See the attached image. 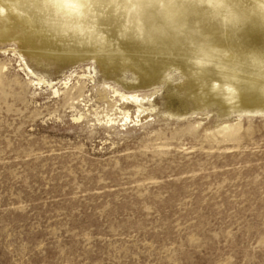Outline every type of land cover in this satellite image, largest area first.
Wrapping results in <instances>:
<instances>
[{"label":"rangeland","instance_id":"1","mask_svg":"<svg viewBox=\"0 0 264 264\" xmlns=\"http://www.w3.org/2000/svg\"><path fill=\"white\" fill-rule=\"evenodd\" d=\"M100 65L0 38V264H264V115Z\"/></svg>","mask_w":264,"mask_h":264},{"label":"bare ground","instance_id":"2","mask_svg":"<svg viewBox=\"0 0 264 264\" xmlns=\"http://www.w3.org/2000/svg\"><path fill=\"white\" fill-rule=\"evenodd\" d=\"M0 38L20 39L37 61L131 70L141 83L127 89L165 83L181 70L185 85L197 81L210 95L204 104L264 115V0H0ZM112 90L137 118L155 110L144 106L151 96Z\"/></svg>","mask_w":264,"mask_h":264}]
</instances>
